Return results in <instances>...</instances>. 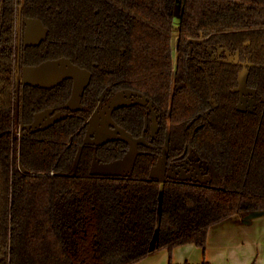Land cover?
I'll use <instances>...</instances> for the list:
<instances>
[{"label": "trees", "instance_id": "1", "mask_svg": "<svg viewBox=\"0 0 264 264\" xmlns=\"http://www.w3.org/2000/svg\"><path fill=\"white\" fill-rule=\"evenodd\" d=\"M16 16L48 28L23 48L25 65L65 56L91 72L80 108L65 107L70 78L17 82ZM244 63L251 109L238 89ZM124 89L149 102L120 105L112 118L143 141L128 174L101 173L94 162L123 159L130 143L85 144L88 118ZM262 96L264 0H0V264H137L163 249L206 248L212 226L264 211ZM49 108L69 115L13 132ZM191 150L206 181L153 175L161 156L182 166Z\"/></svg>", "mask_w": 264, "mask_h": 264}, {"label": "crops", "instance_id": "2", "mask_svg": "<svg viewBox=\"0 0 264 264\" xmlns=\"http://www.w3.org/2000/svg\"><path fill=\"white\" fill-rule=\"evenodd\" d=\"M262 212V213H260ZM234 215L209 231L206 248L195 244L151 253L137 264H264V212Z\"/></svg>", "mask_w": 264, "mask_h": 264}, {"label": "rangeland", "instance_id": "3", "mask_svg": "<svg viewBox=\"0 0 264 264\" xmlns=\"http://www.w3.org/2000/svg\"><path fill=\"white\" fill-rule=\"evenodd\" d=\"M33 26L34 24L31 22L28 24L27 35L30 32V30H32ZM43 32L45 33V29H43L42 33ZM28 39H32V37L29 36ZM53 62L54 61L49 63V65H51ZM63 67L65 68V64H63ZM77 69L80 70V73L75 72V75L77 77V79L75 78L76 79V87H75L76 94L75 95L78 96L88 82V79L86 77L88 75V72L79 67H77ZM69 71L70 70H65L63 71L61 75H64L65 73H69ZM84 74H87L85 75L86 79L83 78ZM57 75H59L58 72L55 74V76ZM58 77L60 78L61 76H58ZM240 80H241L240 90L243 94L241 107L251 109L254 107L255 102H256L255 91L246 85L245 74L241 75ZM37 82H42V81H37ZM53 83H56V82H53ZM74 102L75 101H72L70 103V105L73 107L76 106L74 105ZM134 102L146 103L147 100L145 99L144 96L137 95L133 91H129V90H126V92L118 93V95L111 101V104L106 105L105 109L103 108L104 110L103 116H101L100 118L98 117V118L93 119L91 126L93 128V132H95L94 134L95 136H93L92 139L97 138L102 142V141H106L108 139H112L115 137H123V138L128 139L131 143L130 151L123 159L110 162V163L99 162L98 160H96L94 163V168L96 171L101 172V173L126 174L127 172L131 170V167L134 162V158L137 153V144L143 141V138H133L123 128L119 126L115 128L111 127L110 123L113 121L110 117V111L113 107H116L118 105L131 104ZM89 137L90 135L88 136V138ZM187 159L190 160L191 164H188L185 161V165L183 163L182 166H176L175 164L168 165L166 162L167 157L163 155L160 157L159 163L154 167L153 175H155V177H158L160 179H164L167 172L170 175H176V173L178 172L180 175H186V176L198 179L200 181H206L208 179L207 176L205 177L204 174H202V170L197 169L200 166L201 162L197 160L198 157L196 156L193 150L190 151ZM190 167H192V169H190ZM186 168L189 170L187 171Z\"/></svg>", "mask_w": 264, "mask_h": 264}, {"label": "flooded vegetation", "instance_id": "4", "mask_svg": "<svg viewBox=\"0 0 264 264\" xmlns=\"http://www.w3.org/2000/svg\"><path fill=\"white\" fill-rule=\"evenodd\" d=\"M27 19L29 20V19H35V20H38V21H41V22H38L37 21V23H34V25H35V27H34V32H33V36H32V39H28V37H27V27H28V21H27ZM31 21V20H30ZM43 29H46L45 30V33H46V36L45 37H43V35H42V31H43ZM47 32H48V28L44 25V23H43V21L41 20V19H39V18H35V17H25L24 18V20L22 21V20H20V17L18 18V16H16V20H15V24H14V35H15V44H14V49H15V52H14V62H13V66H14V74H15V76H16V78H17V82H21V83H23V84H27V82H25V79H29L30 77H31V75H30V73H32L31 72V70L34 68V67H38V66H42V65H49V63H51L52 61H58V60H63V64H65V70H69L70 69V66H71V64H74V63H72V61L69 59V58H67V57H65V56H63V57H60V58H57V59H49V60H46V61H43L42 63H40V64H38V65H25L24 64V57H23V54H22V50H23V48H26V47H28V46H35V45H39L40 43H42L46 38H47ZM226 57H227V61L228 62H231L232 61V56H231V53L230 52H227L226 53ZM234 62V61H233ZM242 63V62H241ZM51 65H53V64H51ZM75 65V64H74ZM50 66V65H49ZM78 66V65H77ZM203 66V65H202ZM249 66H251V65H247V63H244V67H243V69H242V71H241V73H243L244 72V70L245 69H247L248 70V68H249ZM80 67V66H79ZM52 68L53 67H47V68H44V70L43 71H40V72H38V73H36L35 74V76H34V78H35V80H42V79H46L48 76H51V75H53L54 74V70L53 71H51L52 70ZM81 69H84V70H86L89 74H91V72L88 70V69H86V68H82V67H80ZM25 72H27L28 73V77H25ZM58 72V74H59V69L58 70H56V72H55V74ZM240 73V74H241ZM54 74V75H55ZM85 75L86 74H84V76H83V78L84 79H86V77H85ZM247 76H248V71H247ZM68 78H70V79H72L73 80V91H74V88H75V78L74 77H70V76H68V75H65V77L61 80V81H63L64 79H68ZM88 78V77H87ZM90 78H91V76L88 78V82H87V84L85 85V88H86V86L89 84V82H90ZM60 81V82H61ZM53 82H54V79H52V80H50L49 81V84H53ZM55 82H57V81H55ZM246 82H247V79H246ZM37 85H40V84H37ZM57 85V84H56ZM56 85H54V86H56ZM246 85H247V83H246ZM53 86V87H54ZM240 86V85H239ZM248 86V85H247ZM249 87V86H248ZM84 88V89H85ZM250 88V87H249ZM252 89V88H251ZM124 90H129V91H133V90H130V89H124ZM240 90V89H239ZM254 90V89H253ZM120 91H123V90H120ZM120 91H118V92H120ZM241 91V90H240ZM255 91V90H254ZM118 92H116L115 93V95L118 93ZM73 94V93H72ZM255 94H256V91H255ZM114 95V96H115ZM113 96V97H114ZM72 97V96H71ZM262 99L264 100V96H262ZM109 101H107V102H103L102 100L99 102V104L97 105V108L94 110V112L96 111V110H98L99 108H100V110L101 109H103L105 106H106V104L108 103ZM70 103H71V98L66 102V104H65V107L68 109L71 105H70ZM140 103V102H139ZM148 104V103H147ZM68 105H69V107H68ZM81 99H80V103H79V108L81 107ZM71 109V108H70ZM69 109V110H70ZM18 111V109L16 110V112H15V116H17L18 114H16V113H18L17 112ZM94 112L91 114V116L88 118V124L90 125V123H89V121H90V119L92 118V116H93V114H94ZM40 115V116H39ZM69 115V112H63V111H55L53 108H49V109H45V110H43V111H41V112H38L36 115H35V120L32 122V123H35L36 121L37 122H39L38 124H42V123H47V124H49V123H51L52 121H54L55 119H57V118H59L58 120H60V119H63V118H66L67 116ZM110 117H112V112H111V114H110ZM15 119H17V118H15ZM112 121L113 122H111L110 123V125H111V127H117L118 125L115 123V121H114V119L112 118ZM32 123H30V124H28V125H31ZM153 123H154V126L156 127L157 126V116H156V114H155V112L153 111ZM18 125L15 127V129H13V132L14 133H17V130L19 129V131H20V133L18 134L19 135V138H21L22 136H23V134H24V130L26 129H24L23 128V126H26L25 124H23V123H17ZM23 128V129H22ZM88 130H89V127H88ZM105 133V132H104ZM87 134H88V132H87ZM95 134V132H93L92 133V135L90 136L91 137V139H90V141H88L87 143L88 144H93V145H97V144H95V143H97V142H101L99 139H97V138H94V139H92L93 138V136H95L94 135ZM116 139L118 138V137H115ZM115 138H113V139H115ZM120 138V137H119ZM91 140H92V142H91ZM91 142V143H90ZM103 142V141H102ZM86 143V144H87ZM137 146H138V144H137ZM186 152V151H185ZM184 152V153H185ZM183 153V154H184ZM182 154V155H183ZM182 155H180L179 157H177L176 159L177 160H181V159H183L184 157H185V155H186V153H185V155L182 157ZM187 159V158H186ZM185 159V161L188 163V164H191V162H190V160H186ZM198 168H200V166L198 167ZM197 168V169H198ZM187 169V168H186ZM190 169H192V167H190ZM187 170H189V169H187ZM202 174H204V172L202 171ZM204 176L206 177L207 175L206 174H204Z\"/></svg>", "mask_w": 264, "mask_h": 264}, {"label": "water", "instance_id": "5", "mask_svg": "<svg viewBox=\"0 0 264 264\" xmlns=\"http://www.w3.org/2000/svg\"><path fill=\"white\" fill-rule=\"evenodd\" d=\"M176 12H177V14L178 15H180V6H178L177 7V10H176ZM31 20V21H30ZM27 21H28V23H37V21L38 20H35V19H27ZM38 22H41V21H38ZM42 23V22H41ZM34 27H35V25L33 26V28H32V30H30V32L28 33V35H27V37L29 38V36L30 37H32L33 36V32H34ZM46 30V29H45ZM42 35H43V37H45L46 36V33H42ZM53 65H50L51 67H53L52 68V70L51 71H53L54 70V74H55V72H56V70H58L59 69V75H57V76H55L54 74L53 75H51V76H48L46 79H42V80H35V78H34V76H35V74L36 73H38V72H40V71H43L44 70V68H47V67H50V66H48V65H42V66H38V67H34L32 70H31V72L32 73H30V75H31V77L29 78V79H25V82H27V83H30V84H34V85H37V84H40L41 86H45V87H53L54 85H56V84H58L64 77H65V75H68V76H70V77H74V78H76L77 79V77H76V75H75V72L76 73H80V70H78L77 69V67H79V66H74L73 64H71V66H70V71H69V73H65L64 75H61L62 73H63V71H65V68L63 67V60H58V61H54L53 63H52ZM247 65H252V64H247ZM80 68V67H79ZM247 69H245L244 70V72L243 73H241L240 74V79H241V75H243V74H245V78L247 79ZM71 72V73H70ZM87 75V74H86ZM58 76H61L60 78L58 77ZM91 76V74H89L88 73V75H87V77L89 78ZM25 77H28V73L27 72H25ZM87 78V79H88ZM52 79H54V82L55 81H57L56 83H53V84H49V83H47V82H49L50 80H52ZM76 79H75V87H76ZM37 81H42V82H37ZM241 81V80H240ZM85 88V87H84ZM84 88L82 89V91H81V93L77 96V95H75L76 93H75V88H74V91H73V94H72V97H71V102L72 101H75L74 102V105H76L75 107H73V106H70L69 107V105H68V107L69 108H71V109H73V110H76V109H78L79 108V103H80V99H81V95H82V93H83V90H84ZM238 89H240V86L238 87ZM121 92H126V90H123V91H120V92H118V93H121ZM135 94H137V95H142V96H144L145 97V99L147 100V102L146 103H148L149 102V99L144 95V94H142V93H140V92H137V91H133ZM118 93L106 104V105H110L111 104V101L118 95ZM77 96V97H76ZM146 103H142V104H146ZM118 106H120V105H118ZM118 106H116V107H118ZM106 107V106H105ZM105 107H104V109H105ZM116 107H113L112 109H111V111H110V114H111V112L116 108ZM103 109H101L100 110V108L98 109V110H96L95 112H94V114H93V116H92V118L90 119V121H89V123H90V125H89V130H88V134H87V136H86V138H85V144L88 142V141H90V137L88 138V136L90 135H92V133H93V128H92V126H91V124H92V121H93V119H95V118H100L101 116H103ZM40 116V115H39ZM59 118H57V119H55L54 121H52L51 123H49V124H47V123H42V124H38L39 122H35V123H32L31 125H26V126H23V128L25 129L26 128V130H31V131H36V130H40V129H45L46 127H48L49 125H51V124H53L55 121H57ZM111 119H112V117H111ZM22 128V129H23ZM119 138V137H118ZM120 138H122V139H125V140H127L129 143H130V141L128 140V139H126V138H123V137H120ZM113 139V138H112ZM111 140V139H110ZM91 142H92V140H91ZM90 142V143H91ZM104 142V141H103ZM100 143H102V142H97V143H95V144H100ZM82 148H83V146L80 148V152H79V154H78V157H79V155H80V153H81V150H82ZM130 148H131V143H130ZM130 148H129V150H128V152H127V154L129 153V151H130ZM139 153V150H138V146H137V153H136V156H137V154ZM186 153V152H185ZM185 153L182 155V157L185 155ZM126 154V155H127ZM125 155V156H126ZM136 156H135V158H136ZM135 158H134V160H135ZM95 163V162H94ZM159 163V162H158ZM130 172V171H129ZM129 172H127L126 174H128ZM252 212H260V211H252Z\"/></svg>", "mask_w": 264, "mask_h": 264}, {"label": "built area", "instance_id": "6", "mask_svg": "<svg viewBox=\"0 0 264 264\" xmlns=\"http://www.w3.org/2000/svg\"><path fill=\"white\" fill-rule=\"evenodd\" d=\"M17 133H18V134L20 133L19 129L17 130Z\"/></svg>", "mask_w": 264, "mask_h": 264}]
</instances>
